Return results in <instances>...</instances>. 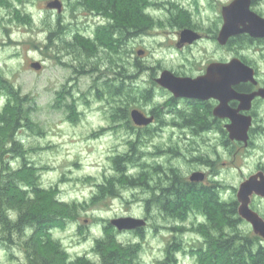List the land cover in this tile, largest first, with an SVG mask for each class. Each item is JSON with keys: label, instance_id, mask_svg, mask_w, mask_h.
<instances>
[{"label": "rangeland", "instance_id": "rangeland-1", "mask_svg": "<svg viewBox=\"0 0 264 264\" xmlns=\"http://www.w3.org/2000/svg\"><path fill=\"white\" fill-rule=\"evenodd\" d=\"M50 1L0 0V86L10 84L15 97L26 98L24 104L11 107L3 116L8 98L0 95V152L14 150L8 154V173L21 171L25 163L34 166L40 191L39 199H34L36 190L25 187V191L8 199L6 215L0 218V264H27L31 247H40L32 240L34 228L22 236L11 233L9 239L5 229L17 222L21 210L47 205L51 196H56L60 207L68 206L76 213L64 228L48 230L69 261L84 257L90 264H100L96 244L109 234L116 245L138 248V258L132 264H164L173 242L181 248L175 264H206L197 254L205 242L198 226L206 222L199 213L190 212L185 221H179L163 217L158 208L152 207L144 233L119 232L110 222L126 216H148L145 201H151L162 186V176L153 170L156 165L164 171L177 169L187 181L195 172H202L222 201H237L240 184L264 168V101L253 108L252 145L244 147L229 141L227 133L222 132L223 124L198 136L189 128L170 124L169 114L160 131L158 123L150 128V135H144L142 129L129 130L124 122L114 120L115 109L126 100L112 96L110 87L118 86L123 76L130 77V72L137 73L132 81L138 90H130V78L127 80L125 90L132 95L128 101L132 110L149 114L171 98L154 80L165 69L191 77L207 63L235 56L244 57L258 70L256 78L262 87L264 47L241 42L228 51L219 49L211 39L222 26L220 8L232 0H151L146 34L127 39L120 51L101 46L90 54L76 45L74 34L93 36L102 17L87 12L79 0H61V13L47 8ZM155 3L164 4L169 11L155 7ZM180 24L197 27L203 40L192 48L177 49L173 42ZM139 49L147 53L136 59ZM35 62L41 64L40 70L31 67ZM137 63L143 66L142 72L135 69ZM145 89H154L151 102L141 100ZM22 112V126L14 134L11 127ZM134 139L141 141L137 143L136 160L129 166L130 175L139 176L146 169L149 189L124 187L117 181L112 160L128 153ZM252 198V208L264 218V199ZM173 227L180 231H172ZM239 229L256 237L246 221ZM26 240L31 243L24 244ZM50 247L48 244L41 253L64 264L65 253Z\"/></svg>", "mask_w": 264, "mask_h": 264}, {"label": "trees", "instance_id": "trees-1", "mask_svg": "<svg viewBox=\"0 0 264 264\" xmlns=\"http://www.w3.org/2000/svg\"><path fill=\"white\" fill-rule=\"evenodd\" d=\"M78 4L88 11H98L99 9H106V12L113 15L114 20L118 23L119 32L127 33V31H135L145 25L149 18L148 14L145 12L148 5H152L151 0H79ZM101 5V6H100ZM104 36H100V34ZM97 42H92L86 39L80 32L74 34L76 45L85 49L90 54H94L98 47H105L120 51L121 48L120 41L118 44H114L116 39L113 34L109 33L108 30H98ZM74 42V43H75ZM73 43V44H74ZM123 69V68H122ZM135 69L137 72L143 71V66L140 63L136 64ZM77 71V70H76ZM81 73L80 71H78ZM120 72L117 74L119 75ZM137 73L132 74L130 72V77L123 76L122 82L118 86H111L112 96L123 97L126 100L121 101L123 103L118 105L115 109L116 113L113 116L114 120L124 122L129 130H144V135H150L151 129L146 128H136L131 121V100L132 95L128 93L125 88L127 87V80L130 78V90H138L134 87V82L132 80L136 79ZM125 79V80H124ZM113 87V88H112ZM6 89V90H3ZM12 86L10 84H5L0 86V95H7L8 102L4 109V115H6L7 110L16 105H22L25 103L26 98H19L13 95ZM153 90V89H145ZM142 99L145 102H151L154 98V93L149 91L142 92ZM130 96V102L128 98ZM130 103V104H129ZM161 106L157 107V111ZM173 120L183 121L187 125H193L195 119H197L198 113L195 112H183L182 110L173 111ZM195 114V115H194ZM23 112L20 117L16 119L14 125L11 127L12 132L15 134L18 128H20L21 121H23ZM179 123V122H178ZM187 126L185 124H181ZM197 132L201 129L196 126ZM221 128V127H220ZM222 129V128H221ZM139 131V132H140ZM224 133V129L222 130ZM13 134V135H14ZM142 133H139V137ZM12 137L10 136V139ZM13 139V138H12ZM15 144V139L13 140ZM141 141L140 139H134L131 142V149L128 153L121 156L117 155L113 158V167L119 177L117 180L120 182L121 186L124 187H147L149 189V172L144 169L139 176L130 175V165L135 162L136 156L138 155L137 143ZM14 150H3L0 152V164H2V169L0 171V218L5 217V207H7V201L9 198H14L17 192L22 190L25 191V187L28 189L36 190L35 198L39 199L38 183L39 177L34 171L35 167L29 166L25 163L24 169L19 172L8 173L7 165L9 163L8 154L13 153ZM24 156V155H23ZM153 170L161 175L160 181L162 186L155 193V197L148 201L147 209L150 210L152 207H157L166 216H170L173 220L185 221L188 215L193 213H199L201 216L206 218V222L199 224V228L203 233V238L205 242L198 248V256L200 261L206 264H264V247L259 243L260 237H250L245 235L240 229V225L243 223V219L238 214L239 204L236 200L230 202H224L220 199L218 193L209 187L199 188L196 185H192L191 182L185 180L180 172L175 168H169L168 171H164V168L160 165H156ZM19 183H23L20 185ZM154 189V188H151ZM113 191L110 189V192ZM114 192L112 193V195ZM23 198V197H21ZM29 198V197H28ZM24 199V198H23ZM32 199V198H29ZM29 203V206L30 207ZM56 196H51L49 204L42 205L36 210H31L29 208L20 211L19 219L14 225L7 226L5 229L7 237L14 232L19 233L20 236L26 234L27 230L35 229V234L32 240L35 239L39 244V248L31 247L29 254L27 255L29 264H57L51 259L44 256L41 250H44L46 246L51 245L49 248H55L58 252H64L60 244L54 241L48 230L54 227L64 228L68 221L74 220L76 213L74 211L68 210L67 207H60ZM55 206V207H54ZM31 208V207H30ZM70 208V207H68ZM112 226L109 224V228ZM197 227V228H198ZM180 231L173 227L172 231ZM144 233V230L141 231ZM9 239V237H8ZM31 240H26L24 244L29 245ZM44 245V246H43ZM140 247V245H136ZM137 249V250H136ZM180 247L178 242L171 243L169 245L167 258L164 264H175L176 255L180 252ZM96 253L100 255V264H132L138 258V248H130L129 246L116 245L112 241L111 236L108 234L103 240L97 241ZM65 253V252H64ZM66 255V253L64 254ZM66 262L64 264H90V262L84 258L79 257L76 260L69 261L68 256L65 258ZM92 264V263H91ZM97 264V263H96ZM99 264V263H98Z\"/></svg>", "mask_w": 264, "mask_h": 264}, {"label": "water", "instance_id": "water-1", "mask_svg": "<svg viewBox=\"0 0 264 264\" xmlns=\"http://www.w3.org/2000/svg\"><path fill=\"white\" fill-rule=\"evenodd\" d=\"M249 2L250 0H235L224 7L222 15L224 25L218 40L221 44L225 45L229 41L228 39L244 32L256 37L264 35V25L262 26L264 20L261 21L262 18L250 10ZM47 8L61 13L63 3L61 0H52L48 2ZM181 37L180 42L182 44L193 43V41L200 38L192 30H184ZM209 66L207 73L199 78L179 77L171 71L165 70L156 81L176 98L202 100L214 98L219 100L220 104L216 107L214 114L219 118L230 120L231 123L225 125L229 138L248 146L253 118L241 112L251 111L253 99L257 97L264 98V88L251 94L238 93L233 89L234 86L240 83L258 85L255 70L244 64L240 59H233L228 64L213 63ZM31 67L35 70L42 68L38 62L32 63ZM232 100L240 102L237 109L230 106L229 103ZM130 118L138 126H148L154 121V117H146L139 109L131 110ZM203 175L202 173H195L191 176V181H203ZM254 195L264 198V171L256 172L242 182L236 198L239 204L237 210L239 216L251 225L255 235L264 240V218L251 207ZM110 223L121 232L133 231V229L137 230L147 226L145 219L132 216L116 218L111 220Z\"/></svg>", "mask_w": 264, "mask_h": 264}, {"label": "flooded vegetation", "instance_id": "flooded-vegetation-1", "mask_svg": "<svg viewBox=\"0 0 264 264\" xmlns=\"http://www.w3.org/2000/svg\"><path fill=\"white\" fill-rule=\"evenodd\" d=\"M235 0H232L230 3L234 2ZM170 3V2H169ZM230 3L222 6L220 8V12H221V21H222V26L221 28H218V32L217 33H214V37H211V39H215L214 41L217 42V44L219 45V49H227L228 51L230 50L231 46L234 44L237 45L238 44H241V42L243 44H246L247 46H257L259 45L260 47H264V35H261L260 37H256V36H253L252 34L248 33V32H244V33H240L236 36H233L231 37L230 39H228L229 41L224 45V44H221L218 40H219V35H220V32H221V29L223 28V25H224V17L222 16L223 15V9L224 7L230 5ZM250 10L255 13L256 15H258L262 20H264V9L261 8V6L264 7V2L263 0H250ZM155 7H160V8H166L167 12L169 11V8H167L166 6H164V4H154ZM101 6V5H100ZM105 8V7H104ZM102 7V9H99L98 11H88L86 10L87 12L91 13V14H94V15H98L100 17H102V21L103 22H100V24L97 25L94 33H93V36H88L86 34H82L80 32V35H82L83 37H85L86 39L88 40H91L92 42H97V32L98 30H102L104 31L105 29L109 31V33L113 34L114 37L116 38L114 40V44H118L119 41H120V46L122 47L123 45L122 44H125L126 43V40L129 39V38H132V37H136V36H139V35H142V34H146V31L148 28V24H145L143 26H141L140 29L138 30H135V31H127V33H122V32H119V28H118V23L117 21L114 20V17L113 15L109 14L108 12H106V9H104ZM147 9L145 10V12H147ZM58 12V11H57ZM59 13V12H58ZM173 13V12H172ZM171 19H173V17H171ZM170 19V20H171ZM263 23V22H262ZM247 25H249V23H247ZM264 24H262L263 26ZM180 31L177 33V40H175L173 43L174 45L176 46L177 49L179 50H184V49H187V48H192L194 45H196L197 43H199V40H203V34L199 31V29L191 24H188V25H185V24H180ZM244 27V26H242ZM241 27V28H242ZM184 30H192L194 31L195 33L198 34V36H200L199 40H195L193 41V43H184L182 44L180 41L182 39L181 35H182V32ZM205 35V34H204ZM100 36H104L102 33L100 34ZM241 47H244L245 45H240ZM105 48V47H103ZM105 49H108V48H105ZM109 50V49H108ZM147 52L144 50V49H139L137 51V57L136 59L138 58H141L143 57V55H145ZM240 59L242 62H244V64L250 66V67H254L253 65H251L248 60H246L244 57H238V56H235L233 57L232 59H226V60H222V61H212L210 63H207L205 65H203L205 68L202 69L198 74H196L195 76H187V75H184V74H180V73H174L173 71H171L172 73L175 74V76H179V77H188V78H199V77H202L204 76L207 71H208V68L210 67L209 65H212L213 63H223V64H228L230 63L233 59ZM140 62V61H139ZM255 68V67H254ZM253 68V69H254ZM165 70H168V69H165ZM164 70V71H165ZM255 74H256V77H258V70L255 68ZM118 74V73H117ZM157 76V75H156ZM157 79V78H156ZM155 80V83H157V81ZM154 83V85H156ZM158 84V83H157ZM158 86H160L158 84ZM161 87V86H160ZM162 89H164L165 92H169L167 89L161 87ZM261 88H264V86L261 87V85H259V82H258V85H253L252 83H240L236 86H234V90H236L238 93H242V94H251V93H254L258 90H260ZM144 91H149V92H153V90H144ZM155 93V92H153ZM171 95V98L168 102H166L164 105H162L160 107V109L157 111V107H155L154 109H152L149 114L147 113H143L146 115V117H154V121L148 125V126H138L136 125L133 120L131 119L132 123L134 124V126L136 128H146V129H150V128H153V125L157 123L159 124L157 127V129H159L160 131V128L163 127L164 125H166L167 121L166 119L164 118L165 115H168L171 116V119H168L169 123L172 124L173 126H175L176 128H182L184 127L185 129H191L194 133H197L198 136H203V134H206V133H210L214 130V127L215 126H220L223 124V127H225V125L231 123L229 119H222V118H219L217 117L215 114H214V111L216 109V107L220 104L219 100L217 99H214V98H211V99H208V100H202V99H189V98H176L171 92H169ZM264 101V98H261V97H257L255 99H253V102H252V108H251V111H248V112H241L245 115H249L253 118V121H254V114L252 113L253 111V108H255V105L256 103H258L259 101ZM183 104V107H181L179 104ZM230 106L234 109H237L239 106H240V102L239 101H236V100H232L230 103ZM137 109V108H135ZM182 110L183 112L187 113V112H195V114L198 113V116H197V119H195L194 123H191L193 125H187L186 123H184L183 121H178L179 118H177L178 120H173V111L174 110ZM141 111V110H140ZM194 114V115H195ZM179 122V123H178ZM181 124H185L187 125L186 127L181 125ZM200 127L201 129L199 130V132H197V127ZM252 129H253V126L252 128L250 129V136L252 137ZM225 130V129H224ZM226 131V130H225ZM223 132V131H222ZM224 133V132H223ZM227 133V138L229 139V141L231 142H235V143H238L240 145H243L244 147H248V146H251L252 145V142L251 140H249V144L248 146H246L244 143L242 142H238V141H233L229 138V133L226 131ZM249 136V137H250ZM250 137V139H251ZM260 171H264V168H261ZM259 172V171H258ZM195 173H202V172H195ZM194 173V174H195ZM204 174V173H202ZM204 176V180L203 181H200V182H197V181H191V177L189 179V182L192 183V185H196L198 186L199 188L201 187H209V184L207 183V176L206 174L203 175ZM213 189V188H212ZM253 197H258L256 195H254ZM260 198V197H259ZM264 199V198H262ZM148 201L150 200H147L145 201L146 203V206L148 205ZM251 207H252V204H251ZM153 208H157V207H153ZM253 209V208H252ZM152 208L150 210L147 209L148 213H147V217L146 218H143L147 221V225H148V219H149V215L152 213ZM160 211V215H162L163 217H165L166 215L165 214H162L163 212L158 209ZM257 212V211H256ZM145 228V227H144ZM144 228H141V229H137V230H134L132 232H140L142 233L141 231L142 230H145ZM120 232V231H119ZM122 232H129V231H122ZM19 235L18 233H16V231L14 232V235ZM257 236V235H256ZM260 237V236H258ZM261 238V237H260ZM15 241V240H14ZM259 243L264 247V240L261 238ZM27 264H29V261L27 262Z\"/></svg>", "mask_w": 264, "mask_h": 264}]
</instances>
